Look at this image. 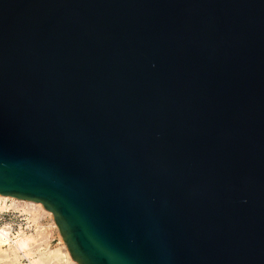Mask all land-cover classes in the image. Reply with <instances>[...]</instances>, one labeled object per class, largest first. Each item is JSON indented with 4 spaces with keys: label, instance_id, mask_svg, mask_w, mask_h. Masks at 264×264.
Here are the masks:
<instances>
[{
    "label": "water",
    "instance_id": "water-1",
    "mask_svg": "<svg viewBox=\"0 0 264 264\" xmlns=\"http://www.w3.org/2000/svg\"><path fill=\"white\" fill-rule=\"evenodd\" d=\"M0 195L77 264H264V0H0Z\"/></svg>",
    "mask_w": 264,
    "mask_h": 264
},
{
    "label": "built area",
    "instance_id": "built-area-1",
    "mask_svg": "<svg viewBox=\"0 0 264 264\" xmlns=\"http://www.w3.org/2000/svg\"><path fill=\"white\" fill-rule=\"evenodd\" d=\"M52 214L41 205L15 198L0 199V243L14 245L24 235L37 236L35 248L44 251L58 243ZM25 261V260H22Z\"/></svg>",
    "mask_w": 264,
    "mask_h": 264
},
{
    "label": "bare ground",
    "instance_id": "bare-ground-1",
    "mask_svg": "<svg viewBox=\"0 0 264 264\" xmlns=\"http://www.w3.org/2000/svg\"><path fill=\"white\" fill-rule=\"evenodd\" d=\"M7 198H11V197L0 195V199H2V200H7ZM37 204L41 205L40 203H37ZM56 228H57V226H56ZM56 231H57V234L59 235L60 233H58L59 232L58 228ZM34 242H35L34 236L24 235V236L19 237V239L15 242L14 245H8L7 248H3L2 243H0V253H8L7 257H9L11 255L13 259H18L17 254L27 253L29 246H31V244ZM59 246L60 247L55 249V250H46L45 253L40 254L38 257H35V255H32L30 252L31 249H29L30 255H32V256L30 258L31 261L28 263L29 264H46V263H48V262H46L47 260L49 261L52 259H55V260L56 259L57 260L63 259L65 264H77L74 260H72V257H71V255H70V253H69V251H68V249H67V247H66L65 243L63 242L62 237L60 235H59Z\"/></svg>",
    "mask_w": 264,
    "mask_h": 264
},
{
    "label": "rangeland",
    "instance_id": "rangeland-1",
    "mask_svg": "<svg viewBox=\"0 0 264 264\" xmlns=\"http://www.w3.org/2000/svg\"><path fill=\"white\" fill-rule=\"evenodd\" d=\"M56 235L58 236V240H59V235L60 234L59 235L56 234ZM30 236H33V235H30ZM34 237H35V242H36L37 236H34ZM34 243H32L31 246H29L27 253H25V254L24 253L17 254V258L18 259H13L11 255L9 257H7L8 253H0V264H29L28 262L31 261L30 258H31L32 255H35V257H38L40 254L45 253L46 250H55V249L60 247L59 246V242H58L57 244L53 243L52 247H50L48 249H45L44 251H39L37 248H35V244L36 243L35 244ZM29 249H31V251ZM29 251L31 252L32 255H30ZM22 260H25V261H22ZM46 262H48L46 264H65L63 259L62 260H60V259L59 260L52 259V260H49V261L47 260Z\"/></svg>",
    "mask_w": 264,
    "mask_h": 264
}]
</instances>
